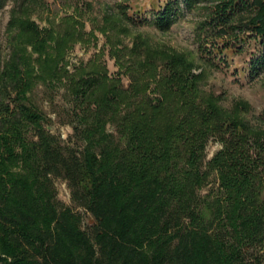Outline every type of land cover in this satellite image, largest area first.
Instances as JSON below:
<instances>
[{"label":"trees","instance_id":"obj_1","mask_svg":"<svg viewBox=\"0 0 264 264\" xmlns=\"http://www.w3.org/2000/svg\"><path fill=\"white\" fill-rule=\"evenodd\" d=\"M181 2H206L199 49L264 44V0ZM179 3L166 0L156 28H169ZM38 6L13 5L7 55L0 42V264H264V123L250 120L248 101L223 106L201 86L203 64L132 30L120 6L97 26L117 69L100 49L70 70L66 54L94 30L79 10L41 27ZM254 63L264 69V50ZM39 83L65 87L68 139L32 102ZM210 141L220 147L208 157Z\"/></svg>","mask_w":264,"mask_h":264},{"label":"rangeland","instance_id":"obj_2","mask_svg":"<svg viewBox=\"0 0 264 264\" xmlns=\"http://www.w3.org/2000/svg\"><path fill=\"white\" fill-rule=\"evenodd\" d=\"M39 6L32 13L41 27L57 23L59 18L73 11H81L85 22V31L94 30L96 39L88 42L77 43L66 54L69 61L68 68L80 62L87 61L100 49H104L101 60L106 63L110 72L116 70L113 59L107 54V47L103 48L104 36L97 29L101 15L107 7L117 10L120 6L135 20L132 30H137L148 36L154 42H161L174 47L177 50L187 52L196 58L199 64H203L205 77L201 84L206 91L220 96L223 106L230 107L235 99L248 101L251 110L248 117L253 122L262 121L264 111V69L256 68L254 60L264 50V44L253 36L245 38L241 43L232 48L220 51H209L210 46L201 50L198 48L197 25L203 20L206 2L199 3L194 9L188 10L182 0H179L180 11L176 18L165 31H161L153 24L154 16L161 9L166 0H37ZM21 0H7L5 6L0 9V42L4 55L8 54L9 43L7 41L6 26L9 19L10 8ZM124 43L131 44V34L124 38ZM126 85L128 80H123ZM32 102L49 118H51V130L60 134L63 139L71 136L72 130L67 124L69 119L70 97L63 85L50 87L39 83L32 91ZM220 147L215 141H210L207 146L208 157ZM58 198L67 205L73 206L70 200V192L65 180L55 179ZM88 221L87 212L75 207Z\"/></svg>","mask_w":264,"mask_h":264}]
</instances>
